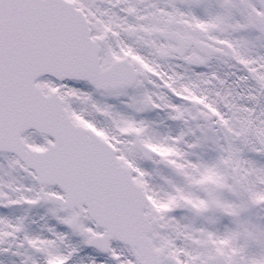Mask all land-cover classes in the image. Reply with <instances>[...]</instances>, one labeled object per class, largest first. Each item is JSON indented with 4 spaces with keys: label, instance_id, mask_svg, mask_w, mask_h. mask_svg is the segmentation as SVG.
<instances>
[{
    "label": "snow or ice",
    "instance_id": "obj_1",
    "mask_svg": "<svg viewBox=\"0 0 264 264\" xmlns=\"http://www.w3.org/2000/svg\"><path fill=\"white\" fill-rule=\"evenodd\" d=\"M0 264H264V0H0Z\"/></svg>",
    "mask_w": 264,
    "mask_h": 264
}]
</instances>
